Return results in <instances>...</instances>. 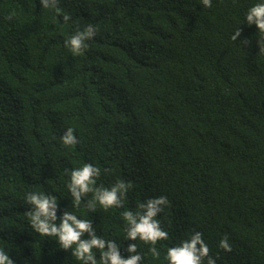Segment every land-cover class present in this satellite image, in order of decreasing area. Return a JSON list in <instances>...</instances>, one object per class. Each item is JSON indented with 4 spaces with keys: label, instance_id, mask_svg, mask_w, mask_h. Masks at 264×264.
<instances>
[{
    "label": "trees",
    "instance_id": "1",
    "mask_svg": "<svg viewBox=\"0 0 264 264\" xmlns=\"http://www.w3.org/2000/svg\"><path fill=\"white\" fill-rule=\"evenodd\" d=\"M258 2L59 0L65 23L40 0H0V248L15 264H82L31 227L30 192L92 221L124 258L136 243L142 264H169L195 232L216 264H264V33L246 21ZM89 24L97 35L74 55L65 41ZM86 163L94 188L131 185L123 208L92 212L93 193L74 205L70 173ZM161 196L155 258L125 239L121 213Z\"/></svg>",
    "mask_w": 264,
    "mask_h": 264
},
{
    "label": "clouds",
    "instance_id": "2",
    "mask_svg": "<svg viewBox=\"0 0 264 264\" xmlns=\"http://www.w3.org/2000/svg\"><path fill=\"white\" fill-rule=\"evenodd\" d=\"M41 7L52 9L60 15H63L65 23L71 20V16L63 13L59 7V0H40ZM204 7L210 8L212 0H202ZM15 12L9 13L7 20H12ZM248 25H256L259 32L264 33V0L251 6L246 14ZM98 29L89 24L83 30H77L69 39L65 41V46L70 49L74 55L81 54L88 48V41L97 35ZM241 35V29H237L231 37L233 41ZM260 50H264V45L259 42ZM66 146H72L78 143L74 134V129L68 128L61 137ZM101 171L91 163L84 164L81 168H76L70 173V183L67 185L76 207L81 204L82 198L93 193L92 199L88 200L86 207L96 211L97 203L104 209L123 208L131 185L124 181H117L111 188H94L96 180L100 177ZM26 202L31 205V210L27 212L28 220L35 232L42 236L56 237L60 247L64 250H72V255L82 264H142L143 256L138 252L137 244L131 243L127 246L129 256L124 258L121 255L120 246L114 240H106L97 235L92 221L78 218L76 214L64 211L58 217V203L55 196H49L43 193L30 192L26 196ZM168 204V198L161 196L152 198L146 202L140 203L135 212L125 210L121 213L123 220L127 224L125 229L126 240L143 241L151 245L149 251L155 258H159L160 253L155 245L168 239V232L163 230L158 215L163 212ZM59 220V223L57 221ZM85 234L89 237L84 239ZM219 247L225 251H232L228 237L224 236ZM94 249L99 250L100 257L94 253ZM210 249L205 243L202 233L195 232L189 239L183 241L179 246L170 247L167 250L166 259L169 264H216L214 258L210 255ZM0 264H15L8 251L0 248Z\"/></svg>",
    "mask_w": 264,
    "mask_h": 264
}]
</instances>
